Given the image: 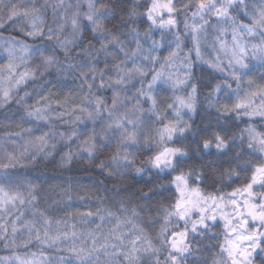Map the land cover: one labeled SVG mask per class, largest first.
Masks as SVG:
<instances>
[{
	"label": "snow or ice",
	"instance_id": "obj_1",
	"mask_svg": "<svg viewBox=\"0 0 264 264\" xmlns=\"http://www.w3.org/2000/svg\"><path fill=\"white\" fill-rule=\"evenodd\" d=\"M49 10L55 27L46 24ZM6 26L34 40L54 42L64 61L54 50L45 55L17 37H8L0 45L7 59L0 69L6 68L11 87L2 90L0 106L12 99V88L51 69L78 79L82 99L69 113L59 100L53 109L51 96L41 95L26 109V116L29 124L43 121L49 130L26 142L34 149L30 155L25 147L20 156L5 150L0 159V241L13 248L0 264H207L188 257L200 251L194 247L196 237H204L221 222L222 233L216 234L212 245L219 251L212 264H264V0H0V29ZM209 27L215 32V50L227 58L226 66L220 55L211 60L202 55ZM69 29L70 38L64 35ZM168 36L171 50L163 57L159 53ZM188 40L191 47L185 43ZM34 55L41 63L31 68L28 61ZM178 61L177 71L166 74ZM195 61L226 77L205 96V111L214 112L220 126L210 135L208 127L197 130L190 122L199 107ZM22 66L24 71L19 72ZM256 67L262 70L260 83L254 78ZM160 83L172 93L163 107L155 94ZM58 86H63L59 80L53 87ZM105 90L111 91L110 104L102 95ZM144 103L150 107L143 108ZM66 115L74 118L65 119ZM244 118L246 127L229 134L227 121ZM152 123L159 127L148 128ZM58 125L69 127L59 131ZM21 132L33 136L31 126ZM187 140L193 148L183 146ZM58 143L69 149L60 158L61 166L82 160L120 182L145 175L149 180L171 179L131 194L114 185L115 210L103 206L108 197H97L100 205L95 211L77 210L66 213L67 218H54L38 207L39 186L21 184L9 169L16 168L21 157L28 163L52 157ZM107 149L111 151L99 159ZM144 152L149 154L138 161ZM190 153L200 160L212 158L207 167L211 175L219 171L220 180L243 174L245 182L230 193L223 188L206 192L200 186L209 178L204 171H184ZM224 162L235 166L220 171ZM173 187L172 194L164 197ZM65 196L72 199L67 191ZM157 196L161 198L152 204ZM26 208L31 209L30 219L24 218ZM142 213L150 224L159 225L154 238L143 226ZM89 224L94 227L83 230ZM34 243L38 251H29ZM45 247L57 254L46 255Z\"/></svg>",
	"mask_w": 264,
	"mask_h": 264
},
{
	"label": "trees",
	"instance_id": "obj_2",
	"mask_svg": "<svg viewBox=\"0 0 264 264\" xmlns=\"http://www.w3.org/2000/svg\"><path fill=\"white\" fill-rule=\"evenodd\" d=\"M15 2V0H13ZM44 0H38V3H43ZM49 2H53V0H49ZM74 2V0H73ZM52 14L49 10L47 16L45 17V21L47 25L55 27L52 24ZM181 31L183 25H180ZM0 34H2L3 39L0 41H5L8 37H17L18 39L23 40L25 43L29 44L34 48L41 49L45 55H52L53 50L56 53V57L59 61H64V56L62 51L59 48H56L54 42H49L47 40L33 39L31 37L24 36L17 29L6 26L5 29H0ZM65 36L71 37L70 29L64 33ZM90 36V33L86 35V40ZM215 32L209 27L207 41H214ZM155 39L159 40V34H155ZM171 39L170 36L163 42L164 46L160 50L159 55L166 57L171 48L168 45V40ZM188 47H191L190 40L185 41ZM174 47V45H173ZM40 58L38 55H34L29 61L28 66L31 68H35L37 64H40ZM253 65H256V62H252ZM0 65H7L6 57L2 56L0 52ZM102 66V65H101ZM159 68V65H156ZM5 69H0V83L5 80L3 78ZM20 72L24 71V67L22 66L19 69ZM253 71L256 73L254 77L258 83L259 74L262 71L258 67L253 68ZM194 78L195 81L199 84V107L196 114L193 115L192 120L194 128L197 130H203L206 127L209 128L208 134H211V129L220 128L219 125L216 124L217 115L213 112L211 115L207 111H205V96L211 90V88L215 85V83L222 81L225 79V74L221 72L214 71L209 68L208 64L203 63L202 61H195L194 68ZM151 76L149 75L148 79ZM59 80L62 83V87H53L56 81ZM231 83V81H229ZM80 81L74 80L71 74L59 75L55 72V69L49 70V72H45L42 76H38L34 80H28L26 83L19 86V88L13 90L11 92L12 99L0 106V159L4 158L5 150L9 153H15L17 156H20V153L24 150L25 147L29 148V155L34 151L26 142L30 139H34L35 136H40L42 133L47 132L49 130V125L44 123L43 121H35L33 120L31 124H29V118L26 116V109L30 110L32 106L36 105V101L39 99L41 95H49L51 96L52 108L56 109L58 106L56 104V100H59L61 104H65L66 110L71 113V110L80 104L82 99V93L79 91ZM233 87L235 84L233 83ZM25 92L29 93L28 96H25ZM156 96L158 101L160 102L159 106L163 107V101L166 97L171 96V91L168 89V86L161 83L157 86ZM102 95L107 99L108 103H111V91L105 90ZM0 97H2V92L0 90ZM20 97H24V100L20 103L16 101L20 99ZM221 100H226V97H221ZM143 108L147 109L150 107L149 103H144L142 105ZM74 117L72 115H66L65 119L72 120ZM171 118V117H170ZM188 117L185 116V119ZM247 118L243 120H232L229 119L227 121V127L231 129V133H238L239 129L246 127L245 121ZM167 123V121H165ZM221 124H224V120H221ZM31 126L33 128V136H28L25 133L21 132V128H27ZM259 126V124H258ZM69 126H59V131H65ZM148 128L155 129L159 127L158 124L152 123L147 126ZM21 132L20 136L14 135V133ZM57 141H59V137H56ZM181 146V145H177ZM183 146L188 148H193L194 145L190 143V140L184 141ZM69 149L63 143H58L57 151L54 153L52 157H48L47 159H40L39 157L33 163H28L26 157L20 158V163L14 169H9V172L12 174L14 180L20 182L23 185H27V183L31 182L35 185L39 186L40 189V199L38 207L40 210H44L46 214L53 216L54 218H67L66 213H75L77 210L80 212L86 211H95L96 207L100 205V200L97 197L109 199L105 200L104 207L113 208L115 210V206L113 204V199H118L115 197V193L112 191L113 186L115 185L117 189H119L122 193L127 190L128 194L135 192L137 190H143L145 192L148 191L153 185L166 184L171 177L164 176L160 180H157L153 177L149 180V177L145 175L142 178L132 179L129 176L124 181L120 182L115 179H109L101 172L99 168L95 165L88 164L82 160H73V162L66 166L60 165L61 156L67 152ZM111 151V149L105 150V153L101 155L99 159H103L104 155ZM235 151V150H234ZM149 153L144 152L142 155L138 156V161L140 159L145 158ZM234 154V152H233ZM192 155V159L188 161V163L184 167V171H188L190 168L196 169V171H204L209 178L200 186L206 191L211 193H216L217 188H223L225 193H230L234 188L240 187L245 182V176L242 174L239 179L235 177L229 179L228 177H224L223 180H220L219 171L215 173V175L210 174V169L207 167V162L210 157L205 156L203 160L197 159L195 154L190 153ZM99 159L96 163H99ZM229 166H235L234 162L230 165L228 162L223 163L222 169H227ZM176 173H173L175 175ZM250 175V173H249ZM26 193V187L23 189ZM72 196V199L69 200L65 196V192ZM174 191V187L165 191L163 193L164 197H168ZM83 196L84 199H80ZM161 197H154L151 201L152 204H156L157 200ZM53 201H58V203H53ZM167 203V200H165ZM129 207L132 205L129 204ZM25 211V219L31 218V209L26 208ZM145 217L143 226L145 227L147 233L151 237H155L158 231L159 225L153 226L147 220V214L142 213ZM94 227V224H89L87 226H83V230H87V228ZM223 224L220 223L219 226L212 227L209 232L204 237H196V240L199 241L196 243L194 241V247L200 249L194 255L189 256V261H207V264H212V258L214 254L219 251L218 248H213L212 245L216 243L215 236L217 233H222ZM222 239V237H221ZM17 243H20L19 238L17 239ZM24 249H19L18 252L22 254ZM29 251L36 252L38 251L35 243L32 247H30ZM13 253L12 247H5L4 243L0 241V258L10 257ZM46 255H56L55 249H45ZM60 255H64V253H59Z\"/></svg>",
	"mask_w": 264,
	"mask_h": 264
},
{
	"label": "rangeland",
	"instance_id": "obj_3",
	"mask_svg": "<svg viewBox=\"0 0 264 264\" xmlns=\"http://www.w3.org/2000/svg\"><path fill=\"white\" fill-rule=\"evenodd\" d=\"M228 39L230 40V37H228ZM3 44H4V41H0V45H3ZM0 52H1L2 56L6 57V53H4L2 49H0ZM202 55H203V57H204L205 60H211V59H214L217 55H220L221 59L224 60L225 66L227 65V58H226L225 54L223 52H218L217 50H215V48H214V41L211 42V40H210L208 43H205L202 46ZM252 62H256V61H252ZM178 66H179V61L177 62V67H174V68H172L170 70L169 69H166L165 70L166 71V74H167L168 71L176 72ZM6 76H7V71L4 72L3 78H5ZM17 77H18V73H17ZM10 87H11V84H10V82L7 79L3 80L0 83V90L2 92V96H3V91L2 90L3 89H9ZM15 89H17V88H12L11 92L13 90H15ZM61 247H63V245H61ZM45 249H47V248L45 247Z\"/></svg>",
	"mask_w": 264,
	"mask_h": 264
}]
</instances>
